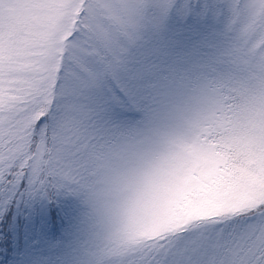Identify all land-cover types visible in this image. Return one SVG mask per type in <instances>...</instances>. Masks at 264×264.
Here are the masks:
<instances>
[{"label": "snow or ice", "instance_id": "obj_1", "mask_svg": "<svg viewBox=\"0 0 264 264\" xmlns=\"http://www.w3.org/2000/svg\"><path fill=\"white\" fill-rule=\"evenodd\" d=\"M60 5L61 0H34L42 18ZM72 7L79 8L68 36L75 47L60 58L54 80L38 86L43 92L33 90L22 73L0 68V192L16 199L55 189L93 207L103 195L111 264H264V0H76ZM189 22L188 34L181 30L170 40L171 47L185 49L176 61L190 64L197 85L196 106L176 134L223 152L229 136L255 130L262 149L247 165L225 160L224 177L205 178L191 163L190 173L205 183H253L257 194L251 206L195 219L177 220L163 209L128 214V194L112 192L115 176L76 169L71 161L60 165L37 131L56 102L66 62L72 65L67 76L73 94L125 76L122 94L134 99L133 90L155 87L157 69L128 70L130 47L146 36L167 34L173 23Z\"/></svg>", "mask_w": 264, "mask_h": 264}, {"label": "rangeland", "instance_id": "obj_2", "mask_svg": "<svg viewBox=\"0 0 264 264\" xmlns=\"http://www.w3.org/2000/svg\"><path fill=\"white\" fill-rule=\"evenodd\" d=\"M75 3L61 0L60 10L42 18L34 0H0V68L22 73L33 90L43 92L38 86L54 80L60 58L75 47L68 42L79 12L72 7ZM190 27L191 22L173 23L167 34L146 36L130 47L125 58L128 70L146 65L157 69L152 80L155 87L133 90L134 99L122 94L128 85L125 76L104 79L73 94L67 76L72 65L66 62L56 102L37 131L60 165L71 161L76 169L87 166L115 176L112 192L116 197L128 194L124 208L128 214L137 209L144 214L163 209L177 220L195 219L251 206L257 194L253 183L222 179L205 183L190 173L191 163L202 169L205 178L224 177L221 164L225 160L240 159L247 165L262 150L255 130L229 136L223 152H209L176 134L196 106L197 85L190 64L176 61L185 49L171 47L170 40L178 31L188 34ZM76 144L80 147L75 148ZM36 194L42 196L41 201L33 200L31 205L39 203L40 208L33 209L37 219H30L28 228L22 230L18 216L24 212L17 208L21 198L32 194L25 192L11 206L17 223L8 229V238L14 246L8 251L0 246V264L8 253L13 264H111L106 255L110 226L103 195L93 207L82 197L55 189ZM10 198L2 199L4 208ZM50 206L59 207L60 214L55 216L57 211L50 212Z\"/></svg>", "mask_w": 264, "mask_h": 264}, {"label": "trees", "instance_id": "obj_3", "mask_svg": "<svg viewBox=\"0 0 264 264\" xmlns=\"http://www.w3.org/2000/svg\"><path fill=\"white\" fill-rule=\"evenodd\" d=\"M6 196H9V195L4 194L3 192H0V233L4 235V236H1L0 237V246H2L4 248V250L8 251L9 249H12V246H14L13 245V242L14 241L10 242V239L8 238V236H9L8 229L10 230V228L13 226V224L16 225L15 223H17L16 220H13V218L15 216L14 213L16 211L13 212V208L14 207H11V206H14L16 202L18 204L19 198L13 199L11 197L10 200H9L10 204L8 203L7 207L4 208L3 205H1V204H2V199L4 197H6ZM41 198H42V196L39 195V194H32L31 196H29L28 199H26L25 197H23L19 201V203H22V204H20L17 209H21L22 208V211L24 212L23 214H20L18 216L19 217L18 219H20L19 220V223L22 226V230L25 227L28 228L30 226L29 225V224H31L30 219H32V220L37 219V217H35V216H37V214L35 215L33 213V209H35L36 207L37 208H40V204L37 203L35 206H33V203L31 205V202L33 200H36L37 202H40L41 201ZM11 204H13V205H11ZM59 209H60L59 207L58 208L57 207L52 208L50 206V212H53L54 213L55 210L57 211L56 214L54 213L55 216L56 215L58 216L60 214ZM29 215H31V218H29ZM39 220H40V215L38 213V223H39V226H40L41 225V222ZM5 257L6 258L3 259V264L4 263H6V264H13V260L14 259H9V258H11V256H10L9 253Z\"/></svg>", "mask_w": 264, "mask_h": 264}]
</instances>
